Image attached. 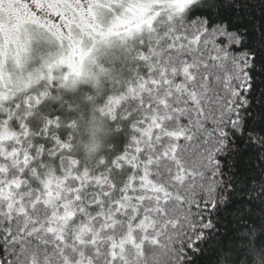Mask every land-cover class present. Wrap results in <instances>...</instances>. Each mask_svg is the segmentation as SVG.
Segmentation results:
<instances>
[{"label":"snow or ice","instance_id":"snow-or-ice-1","mask_svg":"<svg viewBox=\"0 0 264 264\" xmlns=\"http://www.w3.org/2000/svg\"><path fill=\"white\" fill-rule=\"evenodd\" d=\"M0 264H264V0H0Z\"/></svg>","mask_w":264,"mask_h":264}]
</instances>
